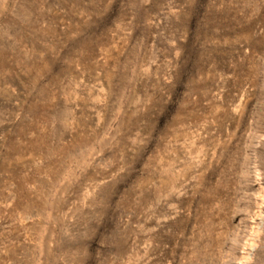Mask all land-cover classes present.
Returning a JSON list of instances; mask_svg holds the SVG:
<instances>
[{
	"label": "rangeland",
	"instance_id": "obj_1",
	"mask_svg": "<svg viewBox=\"0 0 264 264\" xmlns=\"http://www.w3.org/2000/svg\"><path fill=\"white\" fill-rule=\"evenodd\" d=\"M0 264H264V0H0Z\"/></svg>",
	"mask_w": 264,
	"mask_h": 264
}]
</instances>
